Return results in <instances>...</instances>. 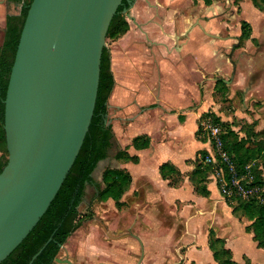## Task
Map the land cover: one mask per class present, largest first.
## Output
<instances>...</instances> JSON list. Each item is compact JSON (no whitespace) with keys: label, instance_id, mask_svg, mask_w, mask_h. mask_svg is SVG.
<instances>
[{"label":"crops","instance_id":"0c3cea01","mask_svg":"<svg viewBox=\"0 0 264 264\" xmlns=\"http://www.w3.org/2000/svg\"><path fill=\"white\" fill-rule=\"evenodd\" d=\"M243 3L246 10L244 8L243 12V4L239 26L234 36L227 39L230 78L221 79L226 83L229 97L233 98L240 92L244 94L245 100H251L250 103H264V11L256 8L252 0ZM205 8L207 12L201 8L195 13L197 8L192 7V0H134L127 9L129 29L111 48V70L115 86L107 104V109L113 108L116 114L114 118L119 120V151L137 157L136 162L131 159L119 160V168L131 175V184L121 202L125 201L124 197L128 193L143 188L153 195L152 200L177 199L172 193L180 191L191 196L178 201H193L194 198L199 199V196L203 198L200 199L202 203L210 200L208 212H213L218 204L215 199L220 197L221 203L229 211V217L225 220L235 224L229 228L230 235L244 240L242 237L248 233L242 231V234H235L236 229L239 230L237 219L223 201L217 182H209L211 176L206 177L209 196L203 197L195 192L190 181L193 170L186 175L188 166L185 161L203 151L200 147L204 143L208 149L206 154L210 150L207 142L200 141L196 132L199 129L197 121L208 109V102L204 101L207 91L204 78L209 69L219 65V42L213 37H209L208 42L204 41L205 34L217 35H214V30L203 19L207 15H218L219 8ZM242 21L250 25L251 33L250 38L240 45ZM245 60L251 64H246ZM110 125L113 130V125ZM138 136H148L149 147L136 150L132 140ZM163 163L173 165L180 172L181 178L185 174L186 179L181 187L183 178L179 186L174 188L160 177L159 166ZM215 217L213 215L211 218ZM214 221L209 230H214L218 237L225 239L234 259L235 251L229 244V238L215 229L217 222ZM248 235L252 240L251 234ZM251 247L259 249L253 240ZM207 249L205 240L204 251L212 259Z\"/></svg>","mask_w":264,"mask_h":264},{"label":"water","instance_id":"95a60500","mask_svg":"<svg viewBox=\"0 0 264 264\" xmlns=\"http://www.w3.org/2000/svg\"><path fill=\"white\" fill-rule=\"evenodd\" d=\"M121 3L32 0L28 6L3 100L8 157L0 172V264L47 211L81 149L106 34Z\"/></svg>","mask_w":264,"mask_h":264},{"label":"rangeland","instance_id":"374dc122","mask_svg":"<svg viewBox=\"0 0 264 264\" xmlns=\"http://www.w3.org/2000/svg\"><path fill=\"white\" fill-rule=\"evenodd\" d=\"M245 1L247 0H192V7L197 8L195 13L201 8L203 12H207L205 6L219 8L218 15H207L203 19L207 26L214 30V35H217L205 34L204 41L208 42L209 37H213L219 42L217 48L219 67L209 69L204 78L205 90H207L204 101L208 102L207 112L218 116L221 122L231 126L239 137L247 136L252 144L262 147L263 150L264 103L261 101L250 103L251 100H245L244 94L240 92L232 98L228 96V93L219 94L213 90L216 78L224 80L230 78L231 67L229 66L230 55L227 39L234 36L239 26L242 19V5ZM244 8L246 10L245 4L243 12ZM7 11L16 13L18 8L7 7ZM128 13L129 10L124 12L125 18ZM126 20L129 21V18ZM118 41L119 39L105 40V46L109 49L110 55L112 45ZM245 63L251 64L248 60H245ZM114 116L116 114L113 108H108L107 123L114 127V140L108 157L100 161L92 173V179L96 184L101 182V174L105 168H119V161L115 159L119 151V120ZM207 117L213 118L212 115ZM206 118H199L197 121L201 131L199 140L207 142L211 148L208 137L201 130V122ZM200 148L203 151L208 150L205 143ZM196 159L201 161L198 153L185 161V165L188 166L186 175L193 170L195 166H193L195 164L193 160ZM254 166L264 178V151L256 159L255 165L251 164L252 168ZM184 175L182 174L180 187L186 179ZM207 176H211L209 182L219 181V174L216 172L213 175L212 173L205 175ZM95 193V186L88 185L83 201L78 207L80 216H82L81 225L66 239L57 258L69 259L73 264H137L141 256V246L133 237L137 236L142 243L143 251L140 264H216L204 251L208 230L215 220L214 222H217L215 229L217 228L220 234L229 238V244L235 251L234 259L237 263L252 264V260L256 264H264V251L251 247L252 240L248 234L242 237L244 240L236 238L233 234L230 235L229 228L235 224L225 220L229 217V211L221 203L220 197L215 199L218 201L216 210L208 212L210 200L202 203L200 199L203 198L197 196L199 199L194 198L193 201H178L177 199H188L191 196L180 191L172 193V196L177 199L152 200L153 195L147 189L134 190V193L130 192L124 197L125 201L120 208H117L111 200L99 202ZM193 207L200 208L196 210ZM213 215L214 217L216 215L214 219L211 218ZM233 216L237 219L236 225L239 230L236 229L235 234L238 235L244 231V226L249 222L240 213ZM248 236L249 240L246 239ZM207 251L210 252L209 249ZM53 264L60 263L53 262Z\"/></svg>","mask_w":264,"mask_h":264},{"label":"trees","instance_id":"16d2710c","mask_svg":"<svg viewBox=\"0 0 264 264\" xmlns=\"http://www.w3.org/2000/svg\"><path fill=\"white\" fill-rule=\"evenodd\" d=\"M26 6L22 8L19 16L10 17L5 30V37L0 48V172L7 163L4 123V104L8 78L11 66L25 20L28 6L32 0H24ZM134 0H122L113 16L106 39L118 40L128 29V22L124 16V10L128 9ZM254 6L264 11V0H252ZM251 28L246 21L241 22V34L239 44L250 38ZM115 86L114 76L111 70L110 51L104 46L100 62L99 85L93 116L89 129L84 138L81 149L68 172L62 186L51 202L47 211L26 238L10 253L1 264H29L32 257L41 250L32 264H53L54 259L66 239L81 225L78 207L83 201L88 185H94L96 199L99 202L113 201L117 208L123 205L121 199L131 184V175L124 169L107 167L101 174V182L96 184L92 179V173L100 161L108 157L109 150L114 140L112 126L107 123L108 99ZM214 91L219 94H227V86L223 79L218 78L214 84ZM208 115L221 127V139L224 150L228 152L237 168L241 171L245 166L251 165L259 158L262 147L252 144L247 136L239 137L231 126L221 122L218 116L206 112L201 119ZM250 128V127H249ZM200 128L196 135L199 137ZM148 136L133 138L132 146L136 150L149 147ZM201 160L206 156V151H200ZM115 159H131L136 162L137 157H130L126 151H118ZM194 169L190 174V181L195 192L203 197L209 196L206 188V177L210 173L221 169L218 164H205L203 161L194 160ZM254 181L252 185L258 188L257 194L242 199L237 195L224 197L226 205L231 209L232 215L240 213L249 224L244 226V231L251 234L256 247L264 250V178L252 168ZM160 177L168 182V185L177 188L181 182L180 172L171 164L163 163L159 166ZM226 179V173L224 172ZM220 189V183L217 182ZM50 239V241H48ZM207 246L216 264H239L233 259L230 248L226 246L225 239L218 237L214 230L210 229L207 235ZM248 264V263H247Z\"/></svg>","mask_w":264,"mask_h":264},{"label":"built area","instance_id":"2783aa9c","mask_svg":"<svg viewBox=\"0 0 264 264\" xmlns=\"http://www.w3.org/2000/svg\"><path fill=\"white\" fill-rule=\"evenodd\" d=\"M201 130L208 137L211 146L208 154L202 159L203 163L221 165V169L216 171L219 174L221 194L226 197L237 195L242 199L257 194L258 188L252 185L254 176L251 165L245 166L241 171L237 168L231 156L224 150L221 127L214 122L213 118L207 117L201 122Z\"/></svg>","mask_w":264,"mask_h":264},{"label":"flooded vegetation","instance_id":"af4514ba","mask_svg":"<svg viewBox=\"0 0 264 264\" xmlns=\"http://www.w3.org/2000/svg\"><path fill=\"white\" fill-rule=\"evenodd\" d=\"M25 4H26V2L24 0H19V1L18 0H16V1H13V0H0V48L2 46L4 37H5V30H6V27H7V24H8V19L10 17L19 16L20 13H21L22 8L26 6ZM12 6H14V9L18 8V11L16 13H12V12L7 11V7L10 8Z\"/></svg>","mask_w":264,"mask_h":264}]
</instances>
